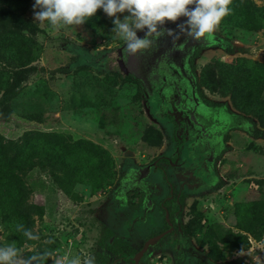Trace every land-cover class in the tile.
<instances>
[{
    "label": "rangeland",
    "instance_id": "1",
    "mask_svg": "<svg viewBox=\"0 0 264 264\" xmlns=\"http://www.w3.org/2000/svg\"><path fill=\"white\" fill-rule=\"evenodd\" d=\"M34 3L28 0L21 15L9 11L16 7L10 0L0 4V25L8 32L0 33V157L6 140L26 142L24 134L31 132L40 145L57 142L74 169L61 171L35 157L18 171L27 191L20 189L19 195L33 208L29 215L17 211L18 196L0 208V247L16 244L25 257L36 256L30 264L64 257L63 264L77 259L84 264L88 257L95 264H123L122 253L115 252L126 248L116 237L122 223L116 190L121 168L148 161L169 145V129L150 119L139 88L108 59L109 51L123 43L112 32V18L101 9L95 26L57 31L35 22ZM241 3L235 22L223 20L216 27L226 42L199 51L193 69L203 91L248 116L253 129L227 135L215 186L185 195L182 227L202 253L184 254V259L176 253L173 259V253L156 248L141 264H264V207L258 214L255 205L240 208L264 202V0ZM239 17H246L245 26ZM260 71L262 79L250 90L248 80ZM68 143L79 145L67 148ZM102 174L111 176L93 191L90 180ZM75 177L85 182H67ZM18 224L39 239L25 238ZM109 238L114 247H107ZM43 252L51 258H41Z\"/></svg>",
    "mask_w": 264,
    "mask_h": 264
},
{
    "label": "flooded vegetation",
    "instance_id": "2",
    "mask_svg": "<svg viewBox=\"0 0 264 264\" xmlns=\"http://www.w3.org/2000/svg\"><path fill=\"white\" fill-rule=\"evenodd\" d=\"M185 19L167 22L164 27L177 30V24ZM143 35L138 31V36ZM225 42L215 28L199 41L183 35L175 40L163 36L136 55L125 52L124 42L108 53L121 77L139 88L138 96L150 110V119L169 129V145L148 161L121 168L116 190L122 223L116 237L126 248L115 247V252L122 253L123 264H141L145 254L156 248L173 253V259L202 253L182 227L185 195L215 186L221 178L219 158L228 146L227 135L253 129L248 116L203 91L193 69L199 51ZM123 153L132 156L130 151ZM164 231L135 260L145 241ZM107 247H114L110 238ZM176 253L181 254L176 257Z\"/></svg>",
    "mask_w": 264,
    "mask_h": 264
},
{
    "label": "clouds",
    "instance_id": "3",
    "mask_svg": "<svg viewBox=\"0 0 264 264\" xmlns=\"http://www.w3.org/2000/svg\"><path fill=\"white\" fill-rule=\"evenodd\" d=\"M233 0H35L33 5L35 22H47L59 31L69 26L85 24L98 10L112 18V32L125 44V52L136 55L152 47L156 40L168 36L174 40L183 35L199 41L212 33L222 21L232 14ZM192 6V7H190ZM121 18L120 14H125ZM177 30L164 27L167 22H177ZM138 31L144 32L143 37ZM23 229L28 240H38L33 230L22 224L16 230ZM41 258H51L50 253H40ZM36 256L25 257L20 247L8 244L0 247V264H30ZM64 258H55L53 264H63ZM70 264H80L72 260ZM84 264H95L94 257L85 259Z\"/></svg>",
    "mask_w": 264,
    "mask_h": 264
},
{
    "label": "trees",
    "instance_id": "4",
    "mask_svg": "<svg viewBox=\"0 0 264 264\" xmlns=\"http://www.w3.org/2000/svg\"><path fill=\"white\" fill-rule=\"evenodd\" d=\"M8 0H0V4L7 3ZM13 2L16 7L14 9H10L9 11L16 15H21L23 13V7L28 2V0H10ZM241 0H233L232 8L233 12L229 17H226L224 21H230L235 22V18H237L238 15L241 16L242 13L239 12V7L241 6ZM236 16V17H231ZM240 18V17H239ZM243 18L241 17L239 20V23L241 26H245L243 22ZM93 19V20H92ZM88 20L85 24H90L91 26L96 25V16ZM246 20V19H245ZM242 21V22H241ZM21 23L25 26H27L26 21H21ZM238 23V24H239ZM0 33H8L6 29L3 28L2 25H0ZM263 73L257 72L255 76H252L251 79L248 80V85L250 87V90L254 87L257 80L262 79ZM5 90L4 92H6ZM34 135L36 133L27 132L24 134V138L26 139V142L17 143L15 141L6 140L4 146L3 153L0 157V208L5 209V205L7 202L10 203V200L14 198L15 196H18L14 201V206L20 213H26L29 215V213L32 210V205L25 202V196L20 197L19 191L22 189L27 192L26 189L21 185L20 181L18 180V171H23L26 169L27 165H30L32 163L31 159L35 157H41L46 160V164L53 167L56 166L57 169L61 171L66 170H73L74 168L72 166L69 167V165L66 162L67 154L63 153L62 147L59 146V144L53 140H47L44 143L39 144L38 139H34ZM40 136H48L51 139L58 136L57 134L53 133H40ZM264 136V135H260ZM93 146L95 150H97L96 145L89 143ZM79 144H72L68 143L65 145L67 148L69 147H76ZM91 161V159H90ZM111 174H102L99 177H95L93 180H90V187L93 191H96L99 188L104 187L106 184L108 178H110ZM76 178H78L76 180ZM58 180V179H57ZM85 179L81 177H75L72 180H69L67 182L74 183L76 181H84ZM58 184L60 188L65 189V184L62 183L60 180L58 181ZM252 205H255L257 208V211L255 214H258L260 211V208L262 209L264 207V202L262 200H256L253 202H247L243 203L241 205V210L245 211L246 209H249ZM260 206V207H259ZM262 206V207H261ZM249 229V228H247Z\"/></svg>",
    "mask_w": 264,
    "mask_h": 264
},
{
    "label": "water",
    "instance_id": "5",
    "mask_svg": "<svg viewBox=\"0 0 264 264\" xmlns=\"http://www.w3.org/2000/svg\"><path fill=\"white\" fill-rule=\"evenodd\" d=\"M113 62H114V61H113ZM128 154H129V153L127 152V155H128ZM166 232H167V231H164V232H162V233H159V234H157V235H154V236L148 238V239L145 241V243H144V245H143V248L139 251V253L136 254V256H135V260H137V259L142 255V252L147 248V246H148L149 244H152V243L157 242V241L163 236V234L166 233Z\"/></svg>",
    "mask_w": 264,
    "mask_h": 264
}]
</instances>
